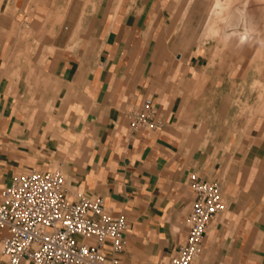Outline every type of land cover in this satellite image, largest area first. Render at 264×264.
<instances>
[{
	"label": "crops",
	"instance_id": "obj_1",
	"mask_svg": "<svg viewBox=\"0 0 264 264\" xmlns=\"http://www.w3.org/2000/svg\"><path fill=\"white\" fill-rule=\"evenodd\" d=\"M95 10L79 29L50 33L47 9L0 0V190L28 170H59L69 194L100 196L125 218L121 249L101 246L107 257L167 264L185 240L195 173L218 184L223 209L190 264H264V134L238 148L194 146L179 114L201 70L167 6L99 0ZM144 99L157 125L132 131L127 114Z\"/></svg>",
	"mask_w": 264,
	"mask_h": 264
},
{
	"label": "rangeland",
	"instance_id": "obj_2",
	"mask_svg": "<svg viewBox=\"0 0 264 264\" xmlns=\"http://www.w3.org/2000/svg\"><path fill=\"white\" fill-rule=\"evenodd\" d=\"M159 1L168 8L175 36L198 58L201 70L200 89L184 95L180 129L190 132L194 146L207 148H238L263 135L264 0H228L215 19L208 18L214 0ZM30 2L34 10L47 9L51 33L56 24L79 29V21L94 15L99 0ZM22 35L29 36L27 28Z\"/></svg>",
	"mask_w": 264,
	"mask_h": 264
},
{
	"label": "built area",
	"instance_id": "obj_3",
	"mask_svg": "<svg viewBox=\"0 0 264 264\" xmlns=\"http://www.w3.org/2000/svg\"><path fill=\"white\" fill-rule=\"evenodd\" d=\"M155 109L148 99L132 108L128 126L155 128ZM191 204L186 217L185 240L167 264H190L200 250L206 228L223 209L219 186L190 173ZM126 228L123 215L111 218L100 196L69 194L59 170L31 169L12 178L0 190L1 254L7 264H122L101 250L106 239L110 250L122 246Z\"/></svg>",
	"mask_w": 264,
	"mask_h": 264
},
{
	"label": "bare ground",
	"instance_id": "obj_4",
	"mask_svg": "<svg viewBox=\"0 0 264 264\" xmlns=\"http://www.w3.org/2000/svg\"><path fill=\"white\" fill-rule=\"evenodd\" d=\"M214 6L213 8L210 10L209 19H215L216 16H219L222 14L223 9L226 6V3L228 2V0H214ZM240 16L243 17L244 16V12L240 11ZM243 19V18H242ZM243 24V23H242ZM243 32V31H242ZM228 34V33H226ZM227 36V35H226ZM225 37V36H224ZM228 37V36H227Z\"/></svg>",
	"mask_w": 264,
	"mask_h": 264
}]
</instances>
